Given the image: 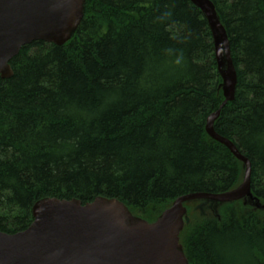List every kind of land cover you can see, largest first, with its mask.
<instances>
[{
  "label": "trees",
  "instance_id": "16d2710c",
  "mask_svg": "<svg viewBox=\"0 0 264 264\" xmlns=\"http://www.w3.org/2000/svg\"><path fill=\"white\" fill-rule=\"evenodd\" d=\"M238 74L216 132L252 164L264 204V0H212ZM0 78V231L44 197L116 198L149 221L183 195L222 193L245 168L210 137L225 97L212 33L191 0H86L64 45L34 41ZM190 264H264V209L187 204Z\"/></svg>",
  "mask_w": 264,
  "mask_h": 264
},
{
  "label": "water",
  "instance_id": "95a60500",
  "mask_svg": "<svg viewBox=\"0 0 264 264\" xmlns=\"http://www.w3.org/2000/svg\"><path fill=\"white\" fill-rule=\"evenodd\" d=\"M85 1L0 0V78L14 75L11 61L23 46L37 40L66 43L82 21ZM191 1L202 10L214 34L224 105L235 99L238 80L229 36L214 2ZM219 114L220 110L209 116L206 130L243 162L244 179L238 188L183 195L154 221L135 215L116 198L98 196L83 203L76 198L44 197L34 204L28 228L15 233L0 231V264H190L180 242L188 217L186 203L244 199L264 209L250 189V160L215 130Z\"/></svg>",
  "mask_w": 264,
  "mask_h": 264
},
{
  "label": "bare ground",
  "instance_id": "6f19581e",
  "mask_svg": "<svg viewBox=\"0 0 264 264\" xmlns=\"http://www.w3.org/2000/svg\"><path fill=\"white\" fill-rule=\"evenodd\" d=\"M212 1V0H211ZM204 14V13H203ZM222 22V21H221ZM223 24V23H222ZM224 25V24H223ZM210 28V27H209ZM226 28V27H225ZM210 30H211V33H212V38H213V44H214V34H213V31H212V29L210 28ZM227 31V30H226ZM230 40V39H229ZM214 52H215V58H216V47H215V44H214ZM232 52V51H231ZM216 62H217V67H218V72H219V65H218V61H217V59H216ZM237 84H238V80H237ZM223 87V86H222ZM236 88H237V86H236ZM223 94H224V90H223ZM235 94H236V92H235ZM224 97H225V95H224ZM226 101V97H225V99H224V101H223V103ZM228 102H231V101H227L224 105H226ZM223 103L221 104V106H220V108L218 109V110H220V113H221V109H222V107L224 106L223 105ZM223 105V106H222ZM213 114V113H212ZM211 114V115H212ZM210 115V116H211ZM219 116H220V114H219ZM219 116H218V118H219ZM209 118V117H208ZM217 118V119H218ZM207 122H208V119H207ZM216 122V121H215ZM207 125V124H206ZM207 131V130H206ZM251 170H252V164H251ZM245 173V172H244ZM243 179H244V177H243ZM251 181H252V171H251ZM250 181V182H251ZM242 182H243V180H242ZM242 182L240 183V185L242 184ZM239 185V186H240ZM239 186H237L236 188H238ZM235 189V188H234ZM250 189H251V184H250ZM231 190H233V189H231ZM252 190V189H251ZM228 191H230V190H228ZM241 200V199H240ZM235 201H238V200H235ZM232 202V201H231Z\"/></svg>",
  "mask_w": 264,
  "mask_h": 264
}]
</instances>
